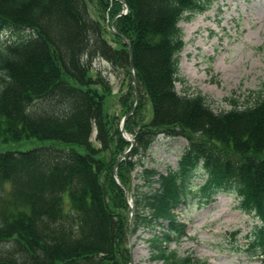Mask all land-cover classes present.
<instances>
[{
    "label": "trees",
    "instance_id": "1",
    "mask_svg": "<svg viewBox=\"0 0 264 264\" xmlns=\"http://www.w3.org/2000/svg\"><path fill=\"white\" fill-rule=\"evenodd\" d=\"M124 1L125 14L120 0H97L93 19L86 0H0V144L50 141L0 152V264H128L129 208L112 170L130 143L120 125L112 128L106 91L96 87L103 81L90 73L100 57L130 79L121 37L131 48L138 95L151 107L147 122L139 118L142 99L127 118L134 145L117 168L126 188L130 171L141 168L142 183L131 187L132 234L151 232L149 258L159 264H207L169 247L186 236L176 210L231 194L253 222L241 248V229L227 234L229 248L264 264V90L243 106L232 99L221 112L200 92L176 90L179 23L216 0ZM112 20L116 47L102 27ZM130 90L127 113L131 80ZM94 126L99 146L90 140ZM158 133L188 141L165 173L144 166ZM197 176L202 183L193 185Z\"/></svg>",
    "mask_w": 264,
    "mask_h": 264
},
{
    "label": "rangeland",
    "instance_id": "2",
    "mask_svg": "<svg viewBox=\"0 0 264 264\" xmlns=\"http://www.w3.org/2000/svg\"><path fill=\"white\" fill-rule=\"evenodd\" d=\"M86 1L90 16L98 19L97 0ZM179 26L183 31L184 46L179 53V80L175 85L178 92H200L206 96L214 112H221L232 107V99L243 106L252 103L257 93L264 90V0H216L207 10L181 21ZM102 27L108 42L116 47L114 35L104 21ZM90 73L93 78L99 77L103 81V87H96L99 92L106 91L104 105L108 117L113 118L112 128L120 125L127 113L126 107L132 101L129 76L100 57L92 61ZM126 98L127 102L124 101ZM141 99L143 105L139 118L147 122L151 117L150 103L143 93L139 102ZM126 133L132 138L130 133ZM90 140L94 146H99L95 126ZM49 142L30 138L0 144V152L25 151ZM187 143L184 137L158 133L143 158L144 166L154 167L161 173L168 168H176ZM72 146L84 152L82 147ZM140 169L137 167L129 173L126 182L128 197L132 196L131 187L142 183L136 178ZM198 183H202V178L197 176L193 185ZM236 204L237 199L233 195L220 193L208 203L199 204L195 199L181 205L176 214L187 225L186 236L178 243H170L169 247L181 255L190 253L207 264H259L257 259H248L246 255L229 248L232 239L227 234L241 229L237 235L241 248L240 245L246 241L241 236L253 222L249 215L236 208ZM150 236L151 232L143 229L132 236V264H159L149 258L147 239Z\"/></svg>",
    "mask_w": 264,
    "mask_h": 264
},
{
    "label": "water",
    "instance_id": "3",
    "mask_svg": "<svg viewBox=\"0 0 264 264\" xmlns=\"http://www.w3.org/2000/svg\"><path fill=\"white\" fill-rule=\"evenodd\" d=\"M120 2L123 4V7H124V11L122 12L123 14H125L127 11H128V6L126 4V2L124 0H120ZM110 30L112 31V33L114 34H117V32L115 31L114 27H113V20L110 22ZM123 43L126 45L127 49H128V55H129V60H128V71H129V75H130V80H131V84H132V87H133V93H134V104H133V107L132 109L126 113L122 119H121V123H120V133L122 135V137L127 140L130 145L129 147L127 148V150L124 151V153L119 157V159L116 161L114 167H113V170H112V176L114 178V180L116 181V183L124 190V193H125V197H126V201H127V205H128V208H129V231H128V237H127V240H128V247H129V258H128V264H132V256H131V249H132V221H133V214H134V205H133V197L130 196L128 197L127 196V188L125 186H123L118 177H117V168H118V165L119 163L125 159L128 154L130 153L133 145H134V138H129L126 131H125V127H124V124L127 120V118L131 115L134 114L137 106H138V102H139V95H138V88H137V82H136V77H135V73H134V67H133V62H132V52H131V48H130V45L128 43V41L121 37Z\"/></svg>",
    "mask_w": 264,
    "mask_h": 264
}]
</instances>
